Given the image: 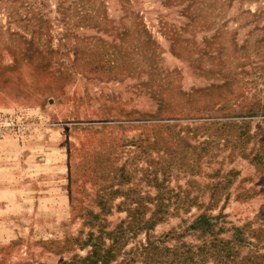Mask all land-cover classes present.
I'll list each match as a JSON object with an SVG mask.
<instances>
[{"label":"rangeland","instance_id":"obj_1","mask_svg":"<svg viewBox=\"0 0 264 264\" xmlns=\"http://www.w3.org/2000/svg\"><path fill=\"white\" fill-rule=\"evenodd\" d=\"M108 248L264 264V0H0V264Z\"/></svg>","mask_w":264,"mask_h":264},{"label":"trees","instance_id":"obj_2","mask_svg":"<svg viewBox=\"0 0 264 264\" xmlns=\"http://www.w3.org/2000/svg\"><path fill=\"white\" fill-rule=\"evenodd\" d=\"M105 250V249H104ZM110 250L111 249H107V252L105 253V251L102 253V254H100V253H98V250H96V249H94L93 251H92V254L93 255H98L99 254V257H97L95 260L93 259L92 260V262H91V264H98L99 262H102L103 264H106L109 260L108 259H106L107 258V254L108 255H110ZM85 259H92L91 258V256L90 255H88L87 257H85Z\"/></svg>","mask_w":264,"mask_h":264}]
</instances>
